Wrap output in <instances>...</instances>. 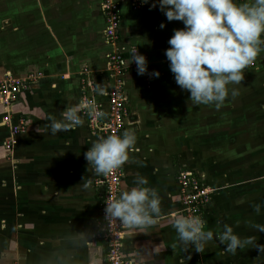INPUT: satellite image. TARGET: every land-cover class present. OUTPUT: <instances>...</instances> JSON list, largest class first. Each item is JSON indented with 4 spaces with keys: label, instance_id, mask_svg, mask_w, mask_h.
Returning <instances> with one entry per match:
<instances>
[{
    "label": "crops",
    "instance_id": "0c3cea01",
    "mask_svg": "<svg viewBox=\"0 0 264 264\" xmlns=\"http://www.w3.org/2000/svg\"><path fill=\"white\" fill-rule=\"evenodd\" d=\"M118 1L122 45L137 48L146 57L148 73H160L158 78L137 72L124 77L131 110L124 132L135 133L136 144L122 165L120 191L134 187L137 175L146 178L147 186L159 194L161 215L146 232L133 235L125 230L123 258L135 264L138 253L163 242L164 250L153 255L150 264H264V251L256 248L257 244L264 245V240L257 242L253 236L252 243L245 245L246 255L239 248L238 254L227 252L215 238L224 224L237 226V232L245 230L240 228L242 220L234 215L242 214L241 203L248 195L243 182L236 179L240 175L237 169H225L220 157L210 160L212 150L234 149L236 137L247 133L241 131L240 122L250 124V103L254 98V103L262 102L261 98L255 95L250 97L252 101L245 99L240 109L238 104L244 99L240 94L235 98L229 95L219 109L194 105L188 100L189 93L175 83L164 54L173 30L184 27L182 22L167 21L158 8L149 10L148 4L135 10L134 0ZM101 2H28V69L16 72L5 65L0 67V78L8 74L36 77L28 81L8 109L0 102V264H91L97 258L105 264L106 247L95 237L102 191L95 183L101 175L87 167L84 159V152L98 140L83 113V123L78 127L55 135L45 128L50 124L48 117L59 120L66 106L84 96L107 110V97L96 93L98 84L104 93L112 85L107 72L111 48L105 39ZM162 22L164 28H160ZM85 71L95 91L84 88ZM236 85L227 87L231 91ZM260 85L264 89V83ZM7 110L13 123L25 124L12 158L4 148ZM40 126L42 134L35 131ZM180 170L197 174L214 189L203 216L214 239L200 252L192 247L185 251L170 224L176 215H184L177 181ZM85 181L89 183L87 189L83 187ZM245 210L243 214H250L251 209Z\"/></svg>",
    "mask_w": 264,
    "mask_h": 264
},
{
    "label": "clouds",
    "instance_id": "9594fccd",
    "mask_svg": "<svg viewBox=\"0 0 264 264\" xmlns=\"http://www.w3.org/2000/svg\"><path fill=\"white\" fill-rule=\"evenodd\" d=\"M140 3L148 4L149 10L158 8L167 21H181L184 26L173 30L164 54L175 83L189 93L188 100L194 105H214L219 109L229 95L233 98L238 95L235 89L230 91L227 86L240 84L244 70L262 51L264 0H252L251 3H239L237 0H140ZM164 27L162 22L160 28ZM133 62L138 75L148 73L146 57L139 54L137 48L131 54L130 64ZM148 74L154 78L160 75L156 70ZM96 93L105 94L99 84ZM84 111L101 119L105 115L103 111H97L93 102L80 100L66 106L59 120L48 117L50 124L45 128L55 135L69 127H78L83 123L80 113ZM35 131L42 134L41 126ZM135 144V133L128 131L99 139L84 152L87 167L91 166L97 175L111 173L129 160V152ZM147 183L146 178L137 175L135 186L121 190L104 209L107 217L119 222L133 235L146 232L161 215L159 194ZM83 187L89 188V183L85 181ZM260 209V204L254 206L256 213ZM170 224L185 251L192 247L200 252L207 242L214 239V233L206 229V221L198 215L178 214ZM253 227L264 232V225L255 224ZM215 238L233 254L238 248L243 249L252 243L251 239L235 234L228 224L222 226V231ZM256 248L264 251V245L257 244ZM162 250L163 242L152 244L149 250L138 253L135 264H150L151 257ZM91 264H100L99 258Z\"/></svg>",
    "mask_w": 264,
    "mask_h": 264
},
{
    "label": "built area",
    "instance_id": "2783aa9c",
    "mask_svg": "<svg viewBox=\"0 0 264 264\" xmlns=\"http://www.w3.org/2000/svg\"><path fill=\"white\" fill-rule=\"evenodd\" d=\"M142 7L140 0H134L135 10ZM100 10L105 21V39L110 45L111 52L108 55L107 72L112 79L105 96L107 97V110L103 105L92 98L84 96L85 102H93L97 111H103L104 117L97 118L95 114L89 115L87 111L82 112L87 117L88 128L97 140L109 135H120L130 124L131 110L129 108L128 95L125 86V75L128 72H137L135 63H131L132 51L136 48H126L121 43L120 24L122 21L121 3L118 0H102ZM137 52L140 54L139 50ZM87 79L84 80V88L88 91H95L94 83L88 77L89 72L85 71ZM36 77H15L6 75L0 78V102L8 109L16 101L18 94L27 88L28 81ZM8 128V138L4 142V148L12 158L15 148L19 144L20 135L25 133L23 121L13 123L11 116L6 113L3 120ZM123 178L122 166L111 173L101 175L96 180V187L101 189V208L96 223L95 237L101 240L106 247L105 264H130L122 255L125 229L119 222L112 220L105 214L106 204L116 199L120 193V185ZM197 174L188 170H180L177 181L181 193V205L185 216H204L205 210L212 202L214 191L206 186Z\"/></svg>",
    "mask_w": 264,
    "mask_h": 264
},
{
    "label": "rangeland",
    "instance_id": "374dc122",
    "mask_svg": "<svg viewBox=\"0 0 264 264\" xmlns=\"http://www.w3.org/2000/svg\"><path fill=\"white\" fill-rule=\"evenodd\" d=\"M28 2H32V0H0V67L5 65L14 71L17 70L16 72L28 69V11L31 10L28 9L30 7ZM262 50H264V45H262ZM250 67L244 70L241 83L234 88L240 94L239 98H244L238 104V108L240 109L244 100L251 96L257 95L256 98H261L262 102L254 103L256 102L255 98L254 101H252L253 98H250L252 101L249 105L251 113L247 114V116L252 115V118L248 116L250 124L243 125L245 120L240 122L243 129L241 131L245 132L246 130L247 133L240 135V139L236 137L233 150H224L222 147L219 148V151H210L212 154L210 160L215 158L213 156H217L220 157L219 161L222 162L225 169L231 171L233 168L237 169L240 175H237L236 179L243 182V190L248 195L241 203L244 204L241 208L242 214L234 215L242 220L239 225L241 229L245 230L237 232V226H235L233 227L234 233H238L237 235L241 238L251 239L254 236L255 241L263 242L264 232H258L253 227L255 224L264 225V112L262 113L264 111V89L263 85L259 86L260 82L264 83L263 52L257 55ZM230 188L231 185L225 190ZM212 190L214 191V189ZM257 204L261 205L259 213L254 211V206ZM244 209H246L245 212L251 209L250 214H243ZM243 253L248 254L247 246L243 248L241 254Z\"/></svg>",
    "mask_w": 264,
    "mask_h": 264
}]
</instances>
